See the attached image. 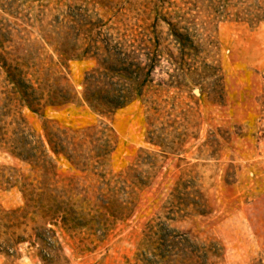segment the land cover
Masks as SVG:
<instances>
[{"label":"rangeland","instance_id":"374dc122","mask_svg":"<svg viewBox=\"0 0 264 264\" xmlns=\"http://www.w3.org/2000/svg\"><path fill=\"white\" fill-rule=\"evenodd\" d=\"M56 21L99 26L70 32L81 49L107 34L123 52L154 34L159 68L140 99L103 117L77 102L33 114L0 67V218L16 212L0 220V264H44L46 252L48 264H264V0H3L7 63L27 52L57 63L39 30ZM92 66H52L45 94L79 93ZM45 125L79 131L85 165L56 158ZM49 188L69 200L53 217L21 194Z\"/></svg>","mask_w":264,"mask_h":264},{"label":"trees","instance_id":"16d2710c","mask_svg":"<svg viewBox=\"0 0 264 264\" xmlns=\"http://www.w3.org/2000/svg\"><path fill=\"white\" fill-rule=\"evenodd\" d=\"M3 0H0V2ZM38 23H41L38 21ZM50 30L39 25V30L43 39L49 47L52 48L54 54L58 59L57 63L49 61L48 68H43V65L34 53L27 52V54L20 53L21 63L16 62L13 66L7 63V57L0 53V67L5 72L6 82L12 85L13 92L18 95L17 100L21 108L29 110L31 113L41 115L46 108H61L70 103L77 102L80 106H86L93 114L97 116L111 117L116 112L130 106L135 100L140 99L145 89L149 88L154 82V75L157 68H159V41L153 34V40H145L141 38L139 41H134L133 44L125 42L118 49L113 43L112 35L107 34L98 35L97 39L94 37L87 38L84 43V48H79L74 39L71 37L72 31H80L86 28V32L99 27L94 24H89L85 27L82 22H76L74 25H65L62 23L48 24ZM145 37V35H144ZM177 38V37H175ZM175 42L177 39H174ZM0 46L1 42H0ZM81 49V51H79ZM24 55V56H23ZM23 60H25L23 62ZM34 60L31 64L30 61ZM70 61L75 62H92V66L88 71L84 72L82 80L80 81V91L75 93L74 90L66 88L58 89L53 86V90L45 94L49 88L47 86V78L52 66H60L65 69L68 68ZM54 64V65H53ZM31 76V79H27ZM119 77V81L115 79ZM55 80V79H54ZM43 83V84H41ZM47 124V123H45ZM44 140L48 149L57 158L63 156L65 160L72 166V168L79 170L80 166L85 165L84 158L78 156L75 152V135L79 131H74L73 135L68 134L67 131H57L56 134L46 125L43 126ZM41 148L47 150L43 141L40 142ZM72 148L74 150H70ZM34 158V157H31ZM35 163L36 160L34 159ZM45 189V188H44ZM43 190V192L34 198L31 191L22 193V197L28 207L45 208L44 210L53 217L54 214L68 206L69 200H63L50 191ZM98 204L107 211L114 220L124 219V212L126 207L120 205L116 212H111L108 208V200L106 195L98 193L96 195ZM111 201H113L111 199ZM69 215L71 211L68 209ZM16 212L12 211L10 214L4 215L0 220L13 216ZM119 217V218H118ZM67 222V219L66 221ZM98 225L100 224L97 222ZM35 240L42 244V251L48 250V243L43 240L36 232L34 233ZM21 242V241H20ZM172 248L175 246L170 245ZM46 256H42L41 261L48 264L49 261ZM164 260V258H162ZM164 262H167L166 260Z\"/></svg>","mask_w":264,"mask_h":264}]
</instances>
